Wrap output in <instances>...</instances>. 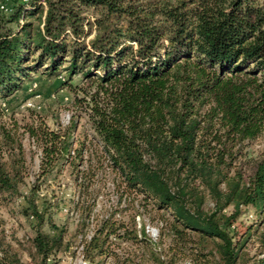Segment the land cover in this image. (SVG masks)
Instances as JSON below:
<instances>
[{"label": "trees", "instance_id": "trees-1", "mask_svg": "<svg viewBox=\"0 0 264 264\" xmlns=\"http://www.w3.org/2000/svg\"><path fill=\"white\" fill-rule=\"evenodd\" d=\"M36 73L60 77L77 110L67 124L57 116L52 127L44 118L23 124L40 152L30 183L17 128L0 124V203L24 200L33 264L68 248L51 212L62 178L78 206L99 170L126 201L131 226L114 212L98 219L82 239L87 264H140L119 251L126 240L149 264H166L168 252L203 255L193 247L211 243L215 257L196 264H264V142L254 146L264 136V0H0V98ZM83 117L92 135L77 138ZM206 197L212 208H203ZM80 206L89 219L90 205ZM248 207L254 219L238 236ZM142 210L170 238L166 253L137 227ZM252 235L255 259L242 252ZM0 264L26 263L2 248Z\"/></svg>", "mask_w": 264, "mask_h": 264}, {"label": "rangeland", "instance_id": "rangeland-1", "mask_svg": "<svg viewBox=\"0 0 264 264\" xmlns=\"http://www.w3.org/2000/svg\"><path fill=\"white\" fill-rule=\"evenodd\" d=\"M79 79L80 75H77L73 77L72 82L78 83ZM60 80V77L49 79L40 73H36L32 75L31 80L24 83L21 90L14 93L11 97L6 100L0 98V124H4L7 128H17L21 136L25 156H27L28 183L33 182L35 179L40 155L33 140L29 138L27 133L23 132V124L38 118H44L48 125L52 127L55 116L62 124H67L77 110L75 92L69 87H61ZM77 96L82 97L84 93L78 91ZM88 128L87 119L83 117L76 130V137L80 138L84 129L91 136L92 132L87 130ZM263 142L264 136L256 140L254 146L260 147ZM103 174L102 170L98 171V180L93 187L94 193L82 199L91 207L89 219H84L83 214L81 215L80 204H82V201L78 206L75 203L78 196L74 193L73 184L67 177L62 178V190L58 192L60 198L58 204H56L57 206L55 205L51 212L53 221L57 225L66 227L65 240H67L68 248L58 253L55 259L51 260V264H87L82 255V239L88 238L92 234L97 220L110 212H114L115 218L127 224L128 227L131 226V210L128 209L124 198L121 201L118 200V194L114 190L111 178L109 176L103 178ZM51 188H56V185L52 183ZM26 189L27 185L22 186L23 191ZM45 191L46 189L43 187L41 192ZM23 203L24 200L20 197L11 202L3 201L0 203V250L8 248L11 253L17 254L26 264H33V260L30 258V254L33 251L31 238L34 234L31 227L32 218L25 217L22 214L21 206ZM212 207L213 202L206 197L203 208L209 209ZM231 208L228 207L227 210ZM158 213L161 215L164 211L162 210ZM152 214H156V212ZM251 214L254 213L249 207L242 210L237 220L238 236L242 235L244 228L254 219ZM148 216V213L144 210L140 211L135 216L137 227L145 224V230L148 232L152 242L155 243V247L163 249L166 253L171 242L170 238L166 235V231H164L163 235H159L158 228L161 224ZM47 229V226L43 228L45 231ZM120 246L123 248L119 249L121 253L127 251L137 254V258H135L137 263L149 264L147 252L138 249L136 244L126 240L121 241ZM210 247H212V243L205 250L199 245L193 247V249L197 248L195 250L202 251L203 255L195 253L194 255L180 256L179 254L172 255V253L168 252L166 255L163 254L161 258L166 261V264H196V261L202 256L207 259L215 257L212 255L213 253L208 252ZM242 252L245 253V258L252 256L255 259L262 256L257 253L258 239L255 235H252ZM112 263V258H109L105 264Z\"/></svg>", "mask_w": 264, "mask_h": 264}, {"label": "built area", "instance_id": "built-area-1", "mask_svg": "<svg viewBox=\"0 0 264 264\" xmlns=\"http://www.w3.org/2000/svg\"><path fill=\"white\" fill-rule=\"evenodd\" d=\"M1 8H3V7H1ZM6 10V9H5ZM33 86H35V85H33ZM4 104V103H3ZM39 155H40V152H39Z\"/></svg>", "mask_w": 264, "mask_h": 264}]
</instances>
